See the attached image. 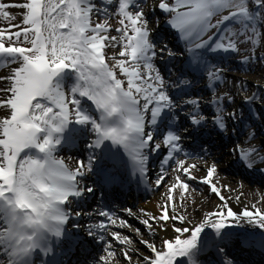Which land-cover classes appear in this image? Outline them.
Here are the masks:
<instances>
[{
    "label": "snow or ice",
    "instance_id": "obj_1",
    "mask_svg": "<svg viewBox=\"0 0 264 264\" xmlns=\"http://www.w3.org/2000/svg\"><path fill=\"white\" fill-rule=\"evenodd\" d=\"M98 3L105 6L100 8ZM10 7L26 11L21 24L0 27V264H35L33 257H50L54 245L66 244L71 251L79 242L64 225L71 215H82L72 209L73 202L94 193L78 178L92 173L97 160H105V183H115L122 170L129 167L133 175L143 177L151 153L164 147L167 152L163 163L168 164L175 159L174 154L183 151L184 135L190 136L206 126L207 117L197 99L185 101L190 106L188 127L175 126L173 121L179 120V114L173 110L180 105L167 89L174 87L183 92L181 86L191 83L186 77L200 71H206L210 80H221L222 70H213L206 54L238 52V41L258 45L264 33V0H159L156 7L167 16L165 23L184 42L187 53L190 71L182 70L174 82L165 80L155 61L176 53L167 43L158 48L140 0H25L14 4L0 0V21L17 18L7 10ZM101 12L105 18L94 21L93 16L98 19ZM111 15L119 17L120 27L115 29L118 36L110 35ZM214 17H218L215 22ZM209 32L212 34L205 39ZM117 47L118 52L108 54V49ZM249 59L244 57L243 62ZM259 59L264 62V56ZM70 73L75 82L66 89L64 81ZM255 99L247 97L245 102ZM222 100L223 97H217L211 102L216 105L212 124L226 133ZM227 115L232 120L243 119L242 111ZM162 123L166 130L158 142ZM76 135L92 137L85 145L91 154L87 162L78 160L70 168L55 153L62 145L72 143ZM233 152L243 166L264 173V168H255L264 163V154L255 145L236 146ZM175 163L173 171L178 174L167 188L162 214L142 221L149 229H153L150 220L185 221L184 216L170 215L169 209H174L177 202V190L180 199H184L189 189L186 180L197 179L192 174L197 166L186 167L182 159ZM216 172L213 163L201 183L224 201L213 182ZM164 182V175H160L155 183L159 187ZM253 208L255 211L245 209L236 213L225 203L220 211L209 213L192 229L174 228L176 233L191 234L187 238L163 240L162 249L141 240L154 257L144 256L138 264H178V258H185V264H201L199 257L205 250L201 233L205 227H211L218 238L215 251L221 257L220 264H236L226 247L231 242L226 229L241 222L255 225L261 234L257 237L253 233L240 246L264 249V211L255 205ZM124 211L131 215L130 209ZM97 215L105 217L107 223L89 226L87 235L104 241V236H97L93 229L103 232L110 224L116 225L117 219L109 211L101 210ZM119 225L131 227L124 220ZM135 231L139 233V229ZM110 236L119 245L133 242L119 232H111ZM104 252L98 264H119L118 254L127 264H133V254L139 250L128 248L118 253L108 243ZM49 264L58 261L50 260Z\"/></svg>",
    "mask_w": 264,
    "mask_h": 264
},
{
    "label": "rangeland",
    "instance_id": "obj_2",
    "mask_svg": "<svg viewBox=\"0 0 264 264\" xmlns=\"http://www.w3.org/2000/svg\"><path fill=\"white\" fill-rule=\"evenodd\" d=\"M3 2L8 3V4H14V3H19V2H25V0H3ZM168 2H171V0H168ZM140 3L143 5V10L146 12L147 18H152L155 14V11H151V9L156 10V5L158 3L156 5L154 4L153 7H150V8L147 7L148 6L147 0H140ZM98 6L100 8H103L105 5L103 3H98ZM7 10L11 14L16 15L17 18L12 21H0V27H5L9 23L11 24H21L22 23L21 16L26 11L25 9L17 8V7H10ZM109 10L112 11L111 8ZM159 12H160L161 17L156 21V24L159 25V27L163 28V32L159 33L157 37H155V39L158 42V48L162 46L163 43H167L169 48L179 55V57L176 56L173 62L170 63L171 68H173V66L177 64L176 60H178V64L181 63L180 61H182L183 55H180V53L184 52L185 44L183 41L178 39L176 32L172 30L167 23H165L167 16L161 11ZM104 18H105L104 14L102 12L99 14L98 19L96 16H93V19L96 22H99V20H103ZM215 18H218V17H215ZM108 20H109V24L111 25V29H112L110 32V35L118 36L119 33H117L115 29L117 27H120L119 17L117 15H111L108 18ZM15 30L16 29H12V31H15ZM153 32L155 33V30ZM263 45H264V39L262 37L260 39V43L256 45L254 52L256 54L261 53L264 50ZM238 49H239L238 52H229L218 60L209 58V63L211 64V66H214L213 70H215L216 68H219L222 70L219 73V75L221 76V80L219 81L210 80L207 77L206 71H204V75L200 77H189L190 75H188L186 77L188 80H190V78H194V80H197L198 82L196 84H193L192 90H188L190 94L186 96L185 100L187 101L188 99H197L200 105L206 107V109H204L202 113L204 115H207L211 128H215L214 125L212 124V117H213V114L216 112V107L213 108L209 106L208 100L211 98L216 99L217 97H223V100L221 101V105H222V110L225 114L226 123H232V124L234 123L235 125L236 124L239 125V127L244 126L243 132L239 134V137L234 139L233 144L241 146V145H245L248 142L249 143L253 142L255 143V146L259 149L260 153L264 154V141H262V139H264V94H263L264 93V62H262L259 59V57H256L253 59H251L250 57V59L247 62H243V59H242L243 56L244 57L250 56L249 51L248 50L243 51L241 46H239V44H238ZM107 51H108V54L111 55L114 52H118L119 48L117 47L115 49H108ZM166 58L169 59L167 55H165L164 59L157 58L155 61V64L160 69L161 74L165 77L166 81H170V80L176 81L178 76L168 77V74L165 73V71L163 70L162 63L164 62ZM227 64H230V67H228ZM172 71L173 73L176 74L177 72H179V68H177L176 70L173 68ZM254 74H257L256 77L254 76ZM118 76H119V73H118ZM119 77L123 79V77L121 76ZM170 78H173V79H170ZM74 79H75L74 74L70 73L68 76H66L65 81H64L66 89L75 82ZM125 86H126V83H125ZM171 89L173 90L175 88L171 87ZM256 92L259 93V95L255 96ZM253 96H255L256 99L252 103L245 102V99L247 97H253ZM229 97L231 99H229ZM186 109L188 111L190 109V106L188 105ZM233 111H237V112L242 111L243 119L232 120L231 118H229L227 114ZM184 125H186L185 122L181 124V127ZM207 128H201V130H204ZM253 134L255 136L254 139H252ZM76 138L78 139V137ZM220 141H221V138L219 137V135H217L213 137L211 141L205 144L201 143L202 144L201 148L206 149L208 148L210 144L217 146ZM229 147H230L229 145L228 146L225 145L226 149L224 152L229 150ZM79 149L83 150V155L82 156L78 154L74 155L76 162L78 160H83L86 162L89 156V152L85 151L83 146L79 147ZM224 152H221L220 154ZM216 153H218L217 147L215 148V151H214V154H215L214 158H218L219 156ZM71 154L73 153L71 152ZM55 155H57L58 157H61V151L57 150ZM201 155L202 154H200L199 157L194 156L193 160H195L196 158L200 160H205L204 157ZM193 160L188 162V165H193L194 163ZM241 167L247 175L251 174V171H249L247 167L243 165H241ZM255 167L258 169L264 168V163H258L255 165ZM91 174L92 173H89V175ZM181 175L183 174L181 173ZM166 177L167 176H165V182L163 184H161L157 188H150L147 191V193L131 195L127 192L124 194L123 198L122 196L118 199L117 198L115 199L114 197H112V199L109 200L107 209H110L111 210L110 212L114 213V218L115 217L122 218V219H119L118 221L120 220L127 221V224L130 225L131 227H111L109 225L108 229L102 232L105 234L104 241H101L100 243V245L103 248L99 246L96 251L92 252L93 255L97 254L94 257L95 259L98 260L100 256H103L106 254L104 252V249L105 247H107L108 241L109 242L112 241V238L110 236L111 231L119 232L120 235L122 234L121 232H124V234L121 235L122 237L130 235V238L133 241L137 242V244H142L140 243V241L145 240L143 238L142 232H140V230H143L141 229L142 221L145 219H149V218L147 217L141 220V216L132 214V211L135 209H140L143 206V204L151 198L154 192H157L163 189V187L167 183ZM190 182H194L193 184L198 187L196 189H200V187H204V188L209 187L208 185L201 183V180L198 178ZM86 185L88 186L89 184H83V186H86ZM262 188L264 189V179H263ZM93 199L96 200V197ZM259 205H260L259 206L260 208L264 206L262 203H260ZM125 209H130L131 215L128 212L124 211ZM99 211L100 210H96L95 213H98ZM85 213H88V212H85ZM125 213H126L125 216L122 215ZM150 223H152L151 220H150ZM135 229H139V233H137ZM106 234L109 235L108 239H107ZM156 240H158V238ZM114 243H115L113 244L114 249H118L117 248L118 246H124V245H119L118 242H114ZM125 246L127 247V249L128 248L138 249L137 247L131 244L125 245ZM133 255L138 256L140 259L144 256H149L146 253H142L140 250L138 254L134 253Z\"/></svg>",
    "mask_w": 264,
    "mask_h": 264
},
{
    "label": "bare ground",
    "instance_id": "obj_3",
    "mask_svg": "<svg viewBox=\"0 0 264 264\" xmlns=\"http://www.w3.org/2000/svg\"><path fill=\"white\" fill-rule=\"evenodd\" d=\"M159 0H147L148 8L153 7V5L157 4ZM143 6V5H142ZM160 10L158 7H156L155 14L152 18H148L149 20V27L153 30H155V33L153 32V37H157V35L161 32H163V28L157 27L156 21L161 17L160 16ZM145 12V11H144ZM150 12V11H149ZM146 13V12H145ZM153 14V12H152ZM228 67H230V64H227ZM234 66V65H233ZM256 72V71H255ZM257 74H254L256 77ZM257 93V92H256ZM255 95H259L257 93ZM244 99V98H243ZM245 115V114H244ZM186 117L185 115L182 116L181 122L185 121ZM227 124V132L221 133L219 132V137L221 138V141L218 143L217 146H210L208 150H206L201 156L204 157L205 160H200L196 158L193 159H187L185 155L186 148V142L184 140L181 141V146L183 148V151L178 153L179 159L185 160V166H189L188 162L193 160V164H195L197 167L192 169V174L202 180L207 174L208 167L212 166L213 163H215V166L217 168V172L215 173L213 177V182L216 184L218 189L220 190L221 195L225 197L224 201H221L219 197L210 191L209 187H200V189L197 186H195L193 183L190 182L192 180H186V177L184 175H181V179H185L186 182L189 184V189L185 193L184 199L181 200L179 196V191L177 190L176 193H174V200L177 201L174 204V209H169L170 215H180L185 217L184 223H181L180 220H168L167 222L164 221H152L153 229H149L147 226H145L143 223L141 225L140 232H142L143 238L148 241L149 243L155 244L158 249H162V241L165 239H175L176 236H181V238H187L190 236V232L188 233H176L174 231V228L176 227H188L189 229H192L194 225H197L199 223H202L204 218L209 214L213 212L220 211L223 205L226 203L228 207H230L234 212L240 213L244 211L245 209L249 211H255V208H253V205H255L256 208H259L261 211H264V206L260 208L259 204L262 203L264 205V189L262 188L263 185V179H264V173L258 171V170H250L251 174L247 175L245 171H243L241 165L242 163L237 158V155L233 152L234 147L239 146L240 148L249 147L250 145H255L253 142H248L245 145H235L233 144L234 139L239 137V134L243 132L244 126L234 125L231 123ZM233 126V128H232ZM232 128V129H231ZM216 135L214 131H210L209 133H205L201 130L194 133V140L192 145L190 146L191 149H198L199 146L195 145L203 140H207V138H212ZM184 139V138H183ZM264 141V139H262ZM227 143V144H226ZM225 145H229V150L225 151ZM218 148V158H214V151L215 148ZM221 152H224L220 154ZM65 158H67L68 163L73 164L72 158L70 155H64ZM196 156H199L196 154ZM176 167V164L173 166V168L170 170V172H167L165 174L167 183L161 189L160 191L154 192L149 200H147L143 206L140 209H135L132 211V214H136L138 216H141V220L143 218H149V217H159L161 213V206L165 204L166 201V191L167 188L171 186V184L175 181V177L178 173L173 171V169ZM256 168V167H255ZM258 169V168H257ZM88 176V174H86ZM164 176V177H165ZM158 177V176H157ZM157 177L152 180V188H157L156 186V180ZM89 179V178H88ZM192 184H190V183ZM254 182V183H252ZM101 188V187H100ZM120 191H122V186L119 188ZM147 193L146 189L141 190V194ZM94 193L91 194L93 196ZM104 195L106 197L109 196V192L104 190ZM239 197V199H237ZM122 215H126L122 214ZM77 219H80L79 221L83 223L84 220L90 219L88 215L85 213L78 216ZM117 219L116 225H111V227H121L119 225V217H115ZM97 220H94L93 223H91L89 226L97 225ZM243 224V225H242ZM244 227H242V226ZM240 226L243 228V233L238 234L236 232V228ZM94 230H97L94 228ZM226 232L231 234V240H233L236 243L237 246V252H242L244 255L242 257L244 258L243 264H251V260L254 258L256 261H259L261 264L264 263L263 255L260 254L258 251H256V248H249V247H241L239 244L241 241H243L246 237H249L253 233L257 235V237L261 234V230L257 229L254 225H250L246 222H242L237 226L230 227L225 230ZM114 232V231H111ZM249 232V234H248ZM124 234V232H121ZM121 234V235H122ZM130 237V235L128 236ZM158 238V240H156ZM201 239L207 243H213L216 245L218 238L216 237L214 230L211 227H205V230L203 233H201ZM133 241V240H132ZM108 243L115 244L113 241H108ZM131 245H134L137 247L142 253H146L149 256L154 257V253H151L148 248L145 247L144 244H137V242L133 241ZM114 247V246H113ZM118 253L122 250H126L127 247L124 246H118ZM213 252V251H212ZM210 250V253H212ZM214 254L216 252H213ZM212 253V254H213ZM217 254V253H216ZM202 257V253L200 254V260ZM117 260L120 264H126L123 259L120 258L119 254L117 256ZM140 258L136 255H133V264H138V261ZM254 262V261H253ZM116 264V262H114ZM93 264H98V260H94ZM146 264V262H144ZM178 264H185V258H178Z\"/></svg>",
    "mask_w": 264,
    "mask_h": 264
},
{
    "label": "trees",
    "instance_id": "obj_4",
    "mask_svg": "<svg viewBox=\"0 0 264 264\" xmlns=\"http://www.w3.org/2000/svg\"><path fill=\"white\" fill-rule=\"evenodd\" d=\"M263 37V39H264V35H263V33H262V35H261V37H260V39ZM241 39H243V37H241ZM239 42V41H238ZM239 45L241 46V48H242V50L244 51H249V57H251V59H253V58H256V57H260V56H263V54H264V50L261 52V53H258V54H256L255 52H254V49H255V47L256 46H253L250 42H248L247 40H245L243 43H240L239 42ZM263 48H264V45H263Z\"/></svg>",
    "mask_w": 264,
    "mask_h": 264
}]
</instances>
